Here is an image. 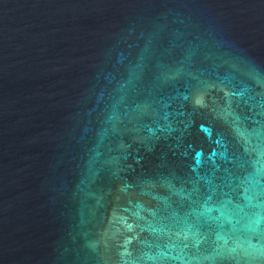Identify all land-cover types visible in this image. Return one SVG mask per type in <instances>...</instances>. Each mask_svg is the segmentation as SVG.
Here are the masks:
<instances>
[{
  "label": "water",
  "instance_id": "water-1",
  "mask_svg": "<svg viewBox=\"0 0 264 264\" xmlns=\"http://www.w3.org/2000/svg\"><path fill=\"white\" fill-rule=\"evenodd\" d=\"M0 264H264V0H0Z\"/></svg>",
  "mask_w": 264,
  "mask_h": 264
}]
</instances>
